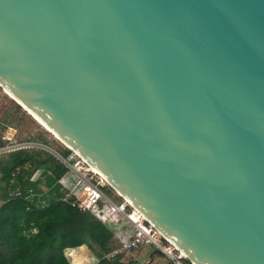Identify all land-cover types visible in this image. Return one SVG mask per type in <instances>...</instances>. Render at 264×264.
Returning a JSON list of instances; mask_svg holds the SVG:
<instances>
[{
	"label": "water",
	"instance_id": "water-1",
	"mask_svg": "<svg viewBox=\"0 0 264 264\" xmlns=\"http://www.w3.org/2000/svg\"><path fill=\"white\" fill-rule=\"evenodd\" d=\"M0 86L194 264H264V0H0Z\"/></svg>",
	"mask_w": 264,
	"mask_h": 264
},
{
	"label": "trees",
	"instance_id": "trees-1",
	"mask_svg": "<svg viewBox=\"0 0 264 264\" xmlns=\"http://www.w3.org/2000/svg\"><path fill=\"white\" fill-rule=\"evenodd\" d=\"M2 158L0 264H71L66 251L83 246L99 253L98 264H122L121 258H105L116 244L113 231L74 208L73 200L62 201L67 190L61 180L68 170L52 154L18 151L8 153L5 162Z\"/></svg>",
	"mask_w": 264,
	"mask_h": 264
},
{
	"label": "built area",
	"instance_id": "built-area-1",
	"mask_svg": "<svg viewBox=\"0 0 264 264\" xmlns=\"http://www.w3.org/2000/svg\"><path fill=\"white\" fill-rule=\"evenodd\" d=\"M0 135V140L11 141L3 133L0 132ZM39 148L37 141L13 140L12 144L0 146V157L11 152L43 150ZM68 151L71 153L67 156L58 152L52 154L68 170L61 180L67 190L62 201L73 200L74 208L91 213L113 231L116 244L110 247L105 258L108 260L135 258L139 261L136 252L151 246L154 252L163 255L169 264H194L157 231L137 209L113 190L107 181L92 172L77 153L69 148ZM83 166H86V169Z\"/></svg>",
	"mask_w": 264,
	"mask_h": 264
},
{
	"label": "rangeland",
	"instance_id": "rangeland-1",
	"mask_svg": "<svg viewBox=\"0 0 264 264\" xmlns=\"http://www.w3.org/2000/svg\"><path fill=\"white\" fill-rule=\"evenodd\" d=\"M0 132L11 140H0V146L12 144L13 140L29 142L32 139L34 141L37 139L38 147H40L39 149L43 148L42 151H46V153L49 154L55 152L61 153L69 148H66L64 144L59 142L53 134L42 127L23 107L5 94L2 88H0ZM28 151L38 152L36 149H30ZM2 159L4 162L7 161V154H3ZM83 167L86 169V166ZM88 167L92 172L96 173L93 168L90 166ZM2 177V174H0V195L3 194V189L5 187V184L1 180ZM43 189L46 190L45 187H43ZM18 190L19 189L16 191ZM2 204L3 201L0 200V207ZM151 254H153L154 257V264H169L168 260L163 255L154 252L151 246L140 249L136 257H139L142 263H146ZM66 256L71 264H74L75 260H78L80 264H98L100 260L99 253L91 250L88 246H84L82 249H68L66 251ZM130 262H136L135 258H127L122 264H129Z\"/></svg>",
	"mask_w": 264,
	"mask_h": 264
},
{
	"label": "bare ground",
	"instance_id": "bare-ground-1",
	"mask_svg": "<svg viewBox=\"0 0 264 264\" xmlns=\"http://www.w3.org/2000/svg\"><path fill=\"white\" fill-rule=\"evenodd\" d=\"M3 91L5 92V94H7L10 98H12L13 100H15V102H17V104H19L21 107H23L42 127H44L48 132H50L51 134H53L55 136V138L61 142L62 144H64L65 146H67L63 141H61L53 132H51L43 123H41L32 113H30L20 102H18L7 90H5L2 87ZM68 147V146H67ZM70 149V148H69ZM75 152V151H74ZM76 153V152H75ZM84 161V160H83ZM85 164H87L88 166H90L86 161H84ZM91 167V166H90ZM92 168V167H91ZM96 172V171H95ZM96 174L100 175L99 173L96 172ZM101 176V175H100ZM102 177V176H101ZM103 178V177H102ZM104 179V178H103ZM105 180V179H104ZM106 181V180H105Z\"/></svg>",
	"mask_w": 264,
	"mask_h": 264
},
{
	"label": "crops",
	"instance_id": "crops-1",
	"mask_svg": "<svg viewBox=\"0 0 264 264\" xmlns=\"http://www.w3.org/2000/svg\"><path fill=\"white\" fill-rule=\"evenodd\" d=\"M84 247V246H83ZM83 247H80V249L81 248H83ZM137 253H138V251L136 252V256H137ZM139 258V257H138ZM107 259V258H106ZM122 260V259H121ZM125 261V259L124 260H122L121 262H124ZM135 261H136V263H141V264H154V257H153V254H151L150 255V258H149V260L146 262V263H142L140 260L138 261V260H136L135 259Z\"/></svg>",
	"mask_w": 264,
	"mask_h": 264
}]
</instances>
